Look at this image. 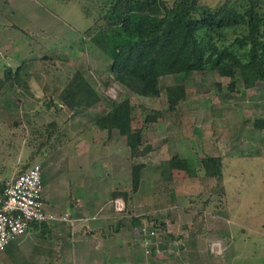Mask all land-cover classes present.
<instances>
[{"label":"rangeland","instance_id":"374dc122","mask_svg":"<svg viewBox=\"0 0 264 264\" xmlns=\"http://www.w3.org/2000/svg\"><path fill=\"white\" fill-rule=\"evenodd\" d=\"M201 1L215 5L223 0ZM2 2L0 34H12L0 38V74L3 67L16 69L24 62L21 76L30 86L21 87L19 95L9 92L18 104L4 102L0 109V130L12 141V146L2 147L3 153L7 149L17 170L27 163L41 164L48 193L64 183L68 187L70 157L87 165L107 156L110 191L129 193L126 205L119 199L115 207L119 202L123 209L118 212L144 217L140 238L143 227L155 219L167 224L160 235L163 252L150 256L148 264H264V129L250 122L264 115V82L253 88L239 83L232 92L229 78L210 71L165 78L160 97H139L112 80L111 58L85 35L99 18L98 0H10L12 6ZM78 69L104 97H129L135 105L163 111L164 116L145 129L144 143L153 145V151L132 158L125 137L117 130L109 136L99 120L108 110L106 101L82 116H71L58 94ZM174 82H184L189 96L171 111L165 86ZM50 102L54 106L48 108ZM136 116L141 120L140 108ZM53 121L58 126L41 147L47 139L45 128ZM176 153L192 159L196 175L174 169L172 183L164 182L157 165ZM207 155L223 157V178L205 175L200 160ZM140 162L148 168L133 192L132 165ZM46 199L47 205L57 202L52 196Z\"/></svg>","mask_w":264,"mask_h":264},{"label":"trees","instance_id":"16d2710c","mask_svg":"<svg viewBox=\"0 0 264 264\" xmlns=\"http://www.w3.org/2000/svg\"><path fill=\"white\" fill-rule=\"evenodd\" d=\"M98 1L99 18L86 29L85 35L111 58L108 71L112 80L139 97H160L165 78L210 71L229 78L228 88L232 92L239 83L253 88L264 82L263 0H223L215 5L201 0ZM23 63L16 69L6 67L0 76V97L9 92L19 95L22 86L26 90L30 88L21 76ZM218 86L221 90L222 84ZM165 93L169 110L176 111L187 100L189 89L184 82H174L165 86ZM58 97L72 117L82 116L106 101L108 110L99 120L106 125L109 136L117 130L125 137L132 158L146 156L154 150L153 145L144 143L145 129L164 116L160 109L135 105L129 97L122 100L104 97L80 69L66 81ZM18 101L15 99L16 104ZM52 105L50 102L48 108ZM138 108L141 120L136 116ZM250 122L255 128L264 129V115ZM57 126L55 121L46 126L47 139L40 143L41 147L48 144ZM200 161L207 177L223 178V157L207 155ZM29 167V163L25 164L20 174ZM157 167L162 180L168 183L173 181L174 169H186L191 176L197 172L192 159L180 153L161 161ZM147 168V163H133V192L139 190ZM6 183L0 181V193ZM113 196L128 199L129 193L116 190ZM143 218L136 217L135 226L141 225ZM154 225L160 232L168 228L162 218L155 219Z\"/></svg>","mask_w":264,"mask_h":264},{"label":"crops","instance_id":"0c3cea01","mask_svg":"<svg viewBox=\"0 0 264 264\" xmlns=\"http://www.w3.org/2000/svg\"><path fill=\"white\" fill-rule=\"evenodd\" d=\"M2 3L11 5L10 0ZM4 32L6 35L3 32L0 34L2 39L12 34L11 31L9 34ZM15 99L10 94L0 97V109L4 108V102L14 103ZM7 144L12 146L11 138H4L0 130V153L5 151L2 147ZM105 150L107 155V147ZM6 152L0 155V181L7 182L17 177L21 169L17 170L18 164L15 167L16 162H10L11 156ZM106 158L82 165L81 160L73 161L70 157L65 170V174L70 176L69 182L66 181L68 187L64 183L56 187L54 192L47 193L44 184V197L45 201L47 196L57 201L47 205L48 210L69 214L72 221L33 224L24 235L1 251L2 264L150 263V256L144 254L143 239L140 238L142 224L135 226L133 223L137 215L118 212L115 207V199H122L124 203L125 200L122 197L114 198L113 192L119 189L110 191V162ZM78 160L82 162L79 165ZM65 192L68 196L63 195ZM67 199L70 202H66Z\"/></svg>","mask_w":264,"mask_h":264},{"label":"built area","instance_id":"2783aa9c","mask_svg":"<svg viewBox=\"0 0 264 264\" xmlns=\"http://www.w3.org/2000/svg\"><path fill=\"white\" fill-rule=\"evenodd\" d=\"M119 199H115V201ZM118 205V207H117ZM116 209L122 210L119 202ZM71 222L69 214H59L48 210L44 197L43 167L39 163L31 165L25 172L7 181L0 193V252L24 235L33 223ZM143 252L147 256H159L163 252V241L154 222L143 227Z\"/></svg>","mask_w":264,"mask_h":264}]
</instances>
